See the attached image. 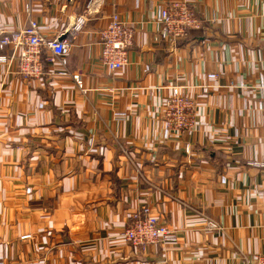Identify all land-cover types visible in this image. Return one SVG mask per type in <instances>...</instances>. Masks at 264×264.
I'll use <instances>...</instances> for the list:
<instances>
[{
    "label": "crops",
    "instance_id": "1",
    "mask_svg": "<svg viewBox=\"0 0 264 264\" xmlns=\"http://www.w3.org/2000/svg\"><path fill=\"white\" fill-rule=\"evenodd\" d=\"M170 1L187 3L202 27L165 38L159 11ZM112 13L134 29L117 71L99 61L98 31ZM30 19L46 35L70 36L66 70H81L83 86L52 74L58 64L28 81L15 58L0 63L1 264H244L264 255V165L250 164L264 163V0H0V35ZM174 88L192 99L196 119L178 142L162 125ZM182 143L188 153L176 164L168 156ZM159 147L169 150L153 160ZM143 206L175 231L174 244L144 253L123 240ZM74 218L85 231L70 232Z\"/></svg>",
    "mask_w": 264,
    "mask_h": 264
},
{
    "label": "built area",
    "instance_id": "2",
    "mask_svg": "<svg viewBox=\"0 0 264 264\" xmlns=\"http://www.w3.org/2000/svg\"><path fill=\"white\" fill-rule=\"evenodd\" d=\"M28 11V9H27ZM83 16L77 17L71 29L76 34L84 25ZM159 23L162 34L171 41L187 37L192 29L202 27V20L197 17L191 7L184 1H170L159 11ZM46 35L36 20L30 19L23 28L16 31L2 32L0 35V51L10 47V55L0 54V63H7L15 58L17 74L32 81L40 77L44 71V63L58 64L52 74L66 77L82 89L83 79L81 70L69 72L66 70V55L71 48L70 36ZM100 41V63L109 71H117L128 62V54L134 41V29L120 17L112 13L106 24L98 31ZM50 54L44 56V51ZM45 57V58H44ZM207 79L215 81L217 74L207 73ZM212 85L204 84L199 88L208 93ZM227 87H240L229 82ZM194 103L191 98L174 88L173 93L162 104V125L168 140L178 142L195 126ZM188 153V145H187ZM253 167H261L264 163L250 162ZM203 171L215 172L214 169L202 168ZM209 228H217L213 221L208 222ZM72 233L85 231L86 224L81 218H74L69 225ZM123 240L134 249L146 252L150 246H170L175 243V231L161 222L150 206H143L131 212L129 222L120 233ZM28 235L23 236V238ZM244 264H264V255L254 257L243 256ZM1 264V262H0Z\"/></svg>",
    "mask_w": 264,
    "mask_h": 264
},
{
    "label": "water",
    "instance_id": "3",
    "mask_svg": "<svg viewBox=\"0 0 264 264\" xmlns=\"http://www.w3.org/2000/svg\"><path fill=\"white\" fill-rule=\"evenodd\" d=\"M61 38H63V36ZM163 149L164 150H169V149H166V148H163V147H159L156 150H150L149 152L151 153V158L153 160H156L157 156H158V153L163 154V152H164ZM170 151H172L174 153H177V155L176 156H168V158H170V160H172L176 164H178L179 157L187 155V144L186 143H182V144L179 145L177 150H170Z\"/></svg>",
    "mask_w": 264,
    "mask_h": 264
},
{
    "label": "trees",
    "instance_id": "4",
    "mask_svg": "<svg viewBox=\"0 0 264 264\" xmlns=\"http://www.w3.org/2000/svg\"><path fill=\"white\" fill-rule=\"evenodd\" d=\"M45 56V55H44ZM45 58V57H44Z\"/></svg>",
    "mask_w": 264,
    "mask_h": 264
}]
</instances>
